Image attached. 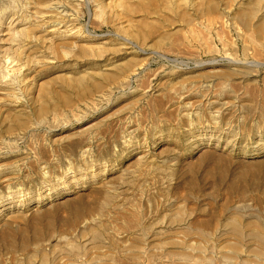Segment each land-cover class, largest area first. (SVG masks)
<instances>
[{"label":"rangeland","instance_id":"obj_1","mask_svg":"<svg viewBox=\"0 0 264 264\" xmlns=\"http://www.w3.org/2000/svg\"><path fill=\"white\" fill-rule=\"evenodd\" d=\"M59 1L74 31L97 38L59 39L55 50L31 43L25 53L29 102L15 108L0 93V141L16 139V153L0 150V201L26 199L0 218V264H39L40 253L32 255L38 245L48 264H264V66L231 76L236 94L223 85L231 74L228 59L264 64V52L248 48L244 29L230 16L201 14L191 6L185 21L183 11H164L160 0ZM141 3L149 22L159 19L166 32L174 28L171 51L155 47L154 35L132 41L146 55L121 45L117 34L127 36L129 25L140 28ZM126 5L136 11L115 16ZM212 21L214 27H204ZM39 30L34 34L51 28ZM156 50L166 59L153 55ZM133 59L148 60L127 87H119ZM212 61L220 64L214 70L194 69ZM80 77L85 83L68 90L71 106L59 108H77L76 118L60 122L48 110L40 123V88L60 91L68 78ZM93 79L102 85L95 87ZM46 102L52 107V100ZM128 133L133 139L122 138ZM68 170L80 179L56 189ZM47 189L49 195L40 197ZM234 214L245 234L241 244L223 235ZM96 229L99 246L91 241ZM253 231L262 243L252 240ZM69 243L81 251L56 262L55 248Z\"/></svg>","mask_w":264,"mask_h":264},{"label":"bare ground","instance_id":"obj_2","mask_svg":"<svg viewBox=\"0 0 264 264\" xmlns=\"http://www.w3.org/2000/svg\"><path fill=\"white\" fill-rule=\"evenodd\" d=\"M36 1V3H35ZM52 0H47V4L44 5L45 2L43 0H0V93H2V97L5 101H9V104L13 107L26 106L27 102H29L27 95L25 93L28 92L30 79L28 78L27 70L29 68V57L25 54L28 52L32 46L29 45L33 42L35 44H40L42 48H46L49 50H55L57 46V40L66 39L68 37H72L74 39H88V41H94L97 36H92L89 34L83 35L79 31H74V25L71 24V19H68L64 13V8L58 3H51ZM73 1V0H70ZM158 0H149L150 5H153ZM161 6L164 11L168 12H179L183 11L182 16L187 21L188 14L185 11L186 6H191L195 8L197 12L201 14H219L220 18H223V15L230 16L233 20L234 24L236 22L240 23L242 28L244 29V34L248 40V48L254 51L256 54H262L264 52V0H160ZM43 2V4H42ZM220 2L223 3L222 8L220 9ZM34 5V9L32 6ZM137 6H140V10L142 15V20L139 22L140 28L134 29L132 25L127 26L123 29V31L127 34V36H123L117 34V37L122 41V46L125 49H131L130 47L137 48L140 52H144L138 44H134L133 40H146L152 37L153 35L156 37L154 46L162 51H171L174 46L170 43L172 40V35L174 28L168 30L169 32L164 31V24H161L159 19L149 22L146 19V15L149 12L147 6L144 3H141ZM33 10H32V9ZM263 8V9H262ZM46 10V11H45ZM194 10V9H193ZM45 11V12H44ZM136 11L135 7H131L130 5H126V8L122 13H116L117 17H128L132 13ZM189 11V10H188ZM257 13H259L257 15ZM53 14V15H51ZM51 16H53L51 18ZM209 19V18H208ZM220 28H223V24L218 22ZM50 26V32H47L46 35L41 34V31H45V27ZM215 26V22H208L204 27L211 28ZM40 29V30H39ZM39 30L38 35L34 34L35 31ZM163 30L161 34L158 35V32ZM70 32V33H69ZM52 33V34H50ZM69 33V34H68ZM48 35H51L47 38ZM138 38V39H137ZM196 39L197 37L194 36ZM133 41V42H132ZM196 42H202V40H195ZM189 43V41H185L182 45ZM204 44V43H203ZM167 45H170L169 47ZM121 50V49H120ZM153 55L158 58L164 60L166 56L159 51H154ZM148 59L137 60L133 59L130 64V75L124 76L122 80L118 82L119 87H127L130 82L131 76H137L143 71L142 62H146ZM175 63V61L173 62ZM204 63V64H203ZM176 64V63H175ZM218 63H213V61L208 64L205 62L198 63L195 65L194 69L210 67V70H214L216 66H219ZM264 66V64L260 62H241L233 59H228L226 63V69L231 72L230 75H226V83H224V87L226 89H230V92L236 94L233 90V86L235 84L234 80L231 79V76L243 75L248 73H257L258 70ZM116 77H111V80H115ZM84 78H74L67 79V83H61L63 90L54 91L50 86H44L40 88L39 94L36 97V102L40 107L38 109V117L40 123H44L45 116L47 111L53 114V117L58 121L66 122L69 118H76V113H79L77 108L70 109L69 111L59 110L61 106L70 107L72 103V99L68 95V90L74 89L78 90L79 86L85 83ZM95 81V79H93ZM95 87L102 85V82L95 81ZM228 82V83H227ZM231 82L232 86H231ZM83 88L84 91H90V88ZM224 88V89H225ZM84 97V93L79 94L78 97ZM105 98L108 95L103 96ZM52 100V107L46 108V101ZM95 101L92 103H85V107H94ZM1 107V105H0ZM60 111V112H59ZM1 112V109H0ZM85 114V112H84ZM17 124H23L19 121H16ZM128 139H133V134L128 133L127 135H123ZM145 140V139H144ZM131 142H124L125 145H129ZM143 144V143H142ZM139 148L142 147L141 144H138ZM128 148H132L133 150L137 148H133V146H128ZM4 150L8 153H16L13 149H16V139H4L0 141V150ZM11 150V151H9ZM101 157V155H100ZM27 159V158H26ZM25 160V159H24ZM23 164V163H22ZM98 166H102L100 163ZM14 166H20L19 164H15ZM28 166V164L26 165ZM105 168H101L103 170ZM2 165H0V173H3ZM67 176L65 180L58 179L56 189L60 187L62 190L66 188L70 183H76L80 179L77 177L74 172L68 170L66 172ZM45 176V175H44ZM91 180L97 177V174H93ZM51 190L47 189L40 193V197L42 195H49ZM48 192V193H47ZM42 194V195H41ZM13 196H17L15 193L11 194ZM11 196V197H13ZM40 197L32 198L28 197V200L39 203ZM44 199V197H43ZM26 199L24 198H7L4 201H0V218L4 215V211L11 208H19L24 205ZM7 206V207H6ZM254 226L257 227L258 223H254ZM223 235H232L239 240V243H244L242 240H245L244 230L242 229L241 222L237 219L236 214L234 217L224 225ZM252 240H256L259 242H263L261 233L253 231L250 234ZM91 241L96 246H99L101 243V234L97 231H93ZM246 241V240H245ZM39 246V245H38ZM35 246V251L32 255H36L40 253L39 264H48L50 261L49 255ZM238 244L232 245L231 248L233 250L238 249ZM56 251L60 254H57L55 260L59 261V255H69V257H75L76 255L71 253H79L81 248L68 244L67 247L64 248H55ZM56 254V253H55ZM54 254V255H55ZM63 256V257H67ZM36 256H33V259ZM72 259V258H69ZM67 264H77L76 262H71ZM87 264H93L90 260ZM28 264H34L33 261H29Z\"/></svg>","mask_w":264,"mask_h":264}]
</instances>
